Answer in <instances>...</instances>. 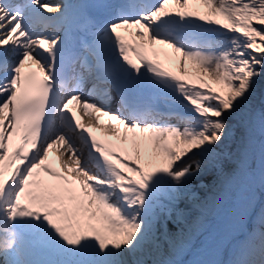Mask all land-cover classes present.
Masks as SVG:
<instances>
[{"label": "snow or ice", "instance_id": "obj_1", "mask_svg": "<svg viewBox=\"0 0 264 264\" xmlns=\"http://www.w3.org/2000/svg\"><path fill=\"white\" fill-rule=\"evenodd\" d=\"M237 175L264 188V0H0V264H178Z\"/></svg>", "mask_w": 264, "mask_h": 264}, {"label": "bare ground", "instance_id": "obj_2", "mask_svg": "<svg viewBox=\"0 0 264 264\" xmlns=\"http://www.w3.org/2000/svg\"><path fill=\"white\" fill-rule=\"evenodd\" d=\"M77 146H80L79 143ZM257 146L258 143V155ZM213 185L210 192L217 191ZM207 201V206L195 211L189 220L187 243L183 248L170 250L164 259L178 264H233L238 259L241 246L250 241L258 243V240L252 239L254 234L258 236L262 230L260 217L264 214V188L258 182L250 183L248 178L237 175L219 195L213 197L209 194ZM205 233L207 235L202 243L194 247L196 240Z\"/></svg>", "mask_w": 264, "mask_h": 264}, {"label": "rangeland", "instance_id": "obj_3", "mask_svg": "<svg viewBox=\"0 0 264 264\" xmlns=\"http://www.w3.org/2000/svg\"><path fill=\"white\" fill-rule=\"evenodd\" d=\"M214 182L215 181H211L210 176L203 177V185L205 186V188L201 189V194H203L206 191H209L210 188L212 187V185L214 184ZM194 212H192V215L190 216V218L193 216ZM190 218H189V220H190ZM189 220H188V223H189ZM207 233L204 235V237H201V238H199V239L196 240L197 246H199L202 243V240L206 237Z\"/></svg>", "mask_w": 264, "mask_h": 264}, {"label": "trees", "instance_id": "obj_4", "mask_svg": "<svg viewBox=\"0 0 264 264\" xmlns=\"http://www.w3.org/2000/svg\"><path fill=\"white\" fill-rule=\"evenodd\" d=\"M210 178H211V181H214L213 177L210 176ZM191 215H192V213L189 214V218Z\"/></svg>", "mask_w": 264, "mask_h": 264}, {"label": "water", "instance_id": "obj_5", "mask_svg": "<svg viewBox=\"0 0 264 264\" xmlns=\"http://www.w3.org/2000/svg\"><path fill=\"white\" fill-rule=\"evenodd\" d=\"M257 148H258V152H259V143H258V146H257Z\"/></svg>", "mask_w": 264, "mask_h": 264}]
</instances>
